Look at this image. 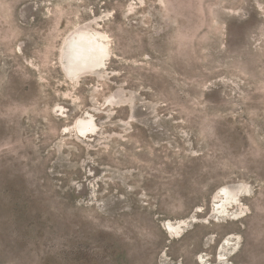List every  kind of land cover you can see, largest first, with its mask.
<instances>
[{"label": "rangeland", "instance_id": "obj_1", "mask_svg": "<svg viewBox=\"0 0 264 264\" xmlns=\"http://www.w3.org/2000/svg\"><path fill=\"white\" fill-rule=\"evenodd\" d=\"M84 27L110 59L70 82ZM0 264H264V0H0Z\"/></svg>", "mask_w": 264, "mask_h": 264}, {"label": "bare ground", "instance_id": "obj_2", "mask_svg": "<svg viewBox=\"0 0 264 264\" xmlns=\"http://www.w3.org/2000/svg\"><path fill=\"white\" fill-rule=\"evenodd\" d=\"M86 28H88V26H86ZM86 28L84 29V31L82 30L74 33L75 34L74 36L73 34H71V37L65 41L64 47L61 51L60 58L62 61L61 65L63 66L62 71L66 75L65 77L70 79V82L79 80V77L83 75L91 74V73L94 74V72L97 70L101 72L102 69L106 68L107 62L110 59V51L108 50L109 43H108L107 35L97 31L95 32L94 31L95 29L93 31H85L87 30ZM95 74L97 75L98 72ZM108 103L109 105H114L115 103H119V101L112 99L111 97L108 98ZM93 118H94L93 115L91 113H88L87 117H85L84 119H79L76 122V131L78 137L90 138L98 134L99 128L96 122L93 121ZM242 189L243 188L241 187H235L230 189L227 188V186L220 188L216 192L213 198V206H212L213 215L215 217H219L224 221L238 219L236 217H233L234 215L231 216L230 211L234 210L235 208L241 207V198L243 196ZM244 195H247V193ZM189 221L195 222L196 219L195 220L182 219L176 222L166 221L164 222V227L169 234H171L174 237H178L182 235L183 232H185L186 228L189 227L190 224ZM227 245H230V239L228 238L225 239L223 248H225ZM221 256L223 255L221 254ZM221 256L218 259L222 260Z\"/></svg>", "mask_w": 264, "mask_h": 264}]
</instances>
